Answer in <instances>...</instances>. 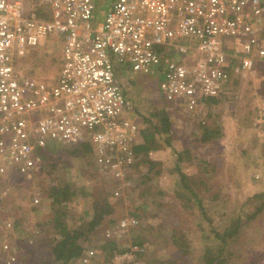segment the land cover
<instances>
[{"label": "built area", "instance_id": "built-area-1", "mask_svg": "<svg viewBox=\"0 0 264 264\" xmlns=\"http://www.w3.org/2000/svg\"><path fill=\"white\" fill-rule=\"evenodd\" d=\"M39 5L50 19L38 16ZM50 36L64 45L54 85L18 67L28 48ZM259 61L264 0H0V180L40 174L53 145L89 144L98 171L117 183L118 197L138 160L141 133L118 69L162 74L164 99L195 113L224 97L235 79L253 75ZM137 225L123 219L106 229V239L116 241ZM1 249L7 264L16 261L8 244ZM145 253L131 244L110 264H144ZM94 256L91 250L81 261Z\"/></svg>", "mask_w": 264, "mask_h": 264}, {"label": "rangeland", "instance_id": "rangeland-1", "mask_svg": "<svg viewBox=\"0 0 264 264\" xmlns=\"http://www.w3.org/2000/svg\"><path fill=\"white\" fill-rule=\"evenodd\" d=\"M99 12L102 17L106 7ZM62 49V40L50 36L36 51L27 49L19 70L55 83ZM121 68L117 77L141 132L136 147L144 143L145 130L160 124L156 114L161 111L172 122L170 144L167 135L156 133L160 147L149 154L156 163L152 170L137 152V165L129 169L118 197L115 180L98 171L93 151L82 145L51 146L43 170L31 179L16 173L2 178L0 264H7L8 254L1 249L5 244L16 256L11 264H47L58 239L53 222L61 218L69 228L87 223L97 196L108 198L113 214L88 240H80L83 255L95 251L88 264H110L111 252L99 248L103 244L115 242L121 251L137 240L146 249L144 264H208L221 250V236L239 220L238 235L215 264H264V61L257 62L253 75L235 79L224 97L195 113H184L164 99L162 74ZM182 151L184 162L178 164ZM63 183L78 195L53 206L48 190ZM35 198L40 199L37 205ZM126 218L137 219L138 225L116 241L106 239V229Z\"/></svg>", "mask_w": 264, "mask_h": 264}, {"label": "trees", "instance_id": "trees-1", "mask_svg": "<svg viewBox=\"0 0 264 264\" xmlns=\"http://www.w3.org/2000/svg\"><path fill=\"white\" fill-rule=\"evenodd\" d=\"M38 16L44 18V19H50V14L47 11V9L41 5L36 10ZM166 103V102H165ZM167 104V103H166ZM168 105V104H167ZM157 118L160 120V124L153 125L154 130H145L143 132V141L144 143L138 147L135 148V150L139 153H141L144 156V163L149 164L150 169L152 170L154 166L156 165L155 162L151 161L149 158V154L152 151L157 150L160 146L157 143L156 139V133H159V135H167L165 140L167 141V144H170V138L172 133V122L170 120V117L167 113V111H161L156 114ZM215 135V134H213ZM206 140V138L204 139ZM82 148H86L87 151H92V148L89 144L82 145ZM186 155V151H182L178 153V164H181L184 162V156ZM137 165V162L135 166ZM63 186L55 185L50 187L49 195L48 197L52 200L53 206H59L62 204H66L67 202L71 201L74 196L78 195L77 190L74 189L71 185L63 183ZM264 196V194L262 195ZM200 204L202 202L200 200L197 201ZM264 208V207H263ZM93 216L90 221L87 223H83L80 226L76 228H69L65 221L61 218H57L54 223V229H56L58 233V239L55 245H53V249H50V260L47 262V264H68L75 262L76 260L81 261V258L83 256L84 248L82 244L80 243V240L83 238L85 240H88V235L97 229L105 218L107 216H111L113 214V206L109 202L108 198L99 197L97 196V199L93 203ZM60 216H64L65 213H60ZM132 216L134 214H131ZM131 216V217H132ZM241 222L235 221L233 222L231 228L224 234V236H221L220 240L222 241L221 244V250L219 254L215 257V259L209 260L208 264H215L216 261H220L222 259V254L224 252V249L227 245L230 244L233 236L238 235V231L241 228ZM135 244L142 245V242H139L138 240L135 241ZM101 250H109L111 252V256H113L116 253L123 252L124 250H119L116 247L115 242H108L107 244H103L99 246ZM221 264H224L221 263Z\"/></svg>", "mask_w": 264, "mask_h": 264}, {"label": "crops", "instance_id": "crops-1", "mask_svg": "<svg viewBox=\"0 0 264 264\" xmlns=\"http://www.w3.org/2000/svg\"><path fill=\"white\" fill-rule=\"evenodd\" d=\"M40 4V3H39ZM106 5V4H105ZM41 5H39V7H40ZM104 6V5H103ZM28 9H31V5L30 4H28ZM49 38V37H48ZM63 41V40H62ZM42 45V44H41ZM40 45V46H41ZM40 46H38V47H35L34 48V50L36 51V49H38ZM63 47H64V45H63ZM34 50H31L30 52H29V54H31ZM29 54L27 55V56H29ZM62 56H61V60H60V67H61V64H62V59H63V49H62V54H61ZM28 63H30V59L28 60ZM21 72V71H20ZM59 74H60V72H59ZM59 74H58V76H57V78H56V80H55V83H47V82H45V81H43V82H45V83H47V84H50V85H54V84H56L57 83V81H58V78H59ZM156 74V73H155ZM24 76H26V77H29V78H34V77H31V76H29V75H25L24 74ZM40 81H42V80H40ZM126 97H127V99L130 101V99H129V97L126 95ZM213 101H216V100H213ZM212 101V102H213Z\"/></svg>", "mask_w": 264, "mask_h": 264}]
</instances>
